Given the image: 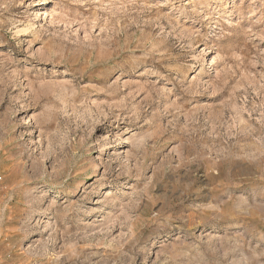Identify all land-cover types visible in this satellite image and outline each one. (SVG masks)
I'll return each instance as SVG.
<instances>
[{"label": "rangeland", "instance_id": "1", "mask_svg": "<svg viewBox=\"0 0 264 264\" xmlns=\"http://www.w3.org/2000/svg\"><path fill=\"white\" fill-rule=\"evenodd\" d=\"M0 264H264V0H0Z\"/></svg>", "mask_w": 264, "mask_h": 264}]
</instances>
